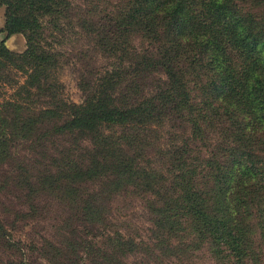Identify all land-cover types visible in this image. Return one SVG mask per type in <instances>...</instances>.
<instances>
[{
  "label": "trees",
  "instance_id": "1",
  "mask_svg": "<svg viewBox=\"0 0 264 264\" xmlns=\"http://www.w3.org/2000/svg\"><path fill=\"white\" fill-rule=\"evenodd\" d=\"M0 6V31L25 39L20 53L0 42V195L17 190L25 208L11 221L0 213V264L23 258L10 230L16 217L38 216L40 200L77 204L70 219L98 224V196L87 189L96 181L110 194H150L152 231L168 247L188 228L193 246L206 245L217 264H264V0ZM70 35L83 43L66 53ZM133 37L143 46L135 48ZM87 51L110 63L77 69L75 103L58 74L65 55L79 63ZM177 119L189 135L171 131ZM57 137L71 142L52 145ZM194 140L206 156L193 153ZM100 237L102 247L74 242L75 257L77 246L93 249L82 264H124L136 246L118 232Z\"/></svg>",
  "mask_w": 264,
  "mask_h": 264
},
{
  "label": "rangeland",
  "instance_id": "2",
  "mask_svg": "<svg viewBox=\"0 0 264 264\" xmlns=\"http://www.w3.org/2000/svg\"><path fill=\"white\" fill-rule=\"evenodd\" d=\"M70 1L73 11H78V9L84 10L89 1L94 3L95 0ZM3 12L4 8L0 6V29L4 23ZM74 37V35L67 37L65 40L67 44L61 46V51L69 53L70 45L83 43V40L75 41ZM0 42H3V45L12 52L20 53L25 49V39L21 33L5 37L4 32L0 31ZM132 44L137 49L143 46V42L138 37H133ZM87 52L85 56H82L81 62L79 61L80 64L75 58L65 55L69 62L58 74L64 97L75 103H79L82 99L77 87V69L86 68L94 72L108 67L110 63L96 53ZM173 124L174 126L170 127L171 131H183L186 136L189 135V128L182 120L177 119ZM212 139L213 137L208 135L206 143H213ZM70 142L67 137L51 140L52 145H69ZM83 144L87 145L86 142ZM191 148L194 154L200 151L201 156H206L204 147H201L198 141L194 140ZM87 189L95 191L98 196L95 197L92 207L100 214L101 221L98 224L90 226L70 219V215L73 216L77 211V204L67 206L48 198L40 200L38 216L28 219L16 217L10 234L12 239L20 244L23 258L17 256L9 258L14 260L15 264L19 260L23 262L22 264H82L81 261L85 260L86 255L91 254L89 252L93 249L87 247L82 252L81 246H77L78 257H75L74 242L79 240L78 243L89 245V242L93 244V241H97V245L102 247L104 241L103 237H100L101 233L118 232L131 238L136 244L133 252L121 257L124 264H217L206 245L199 243L196 247L193 246L194 236L188 228L180 234L181 236L179 235V238L170 240L169 247L168 243L158 242V238L152 231L154 213L151 205L154 199L150 194H134L130 189L110 194L106 192L107 188L103 181L89 184ZM22 200L21 194L14 189L1 194L0 203L4 205L0 206L1 217L11 221L15 212L13 210H25ZM43 238L57 246L58 250L54 251L52 247L43 243ZM97 262L106 264L107 261L97 258Z\"/></svg>",
  "mask_w": 264,
  "mask_h": 264
}]
</instances>
